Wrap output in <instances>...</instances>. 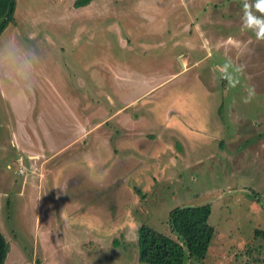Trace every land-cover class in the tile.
Instances as JSON below:
<instances>
[{
  "label": "rangeland",
  "instance_id": "374dc122",
  "mask_svg": "<svg viewBox=\"0 0 264 264\" xmlns=\"http://www.w3.org/2000/svg\"><path fill=\"white\" fill-rule=\"evenodd\" d=\"M19 1L24 11L0 32V66L26 56L39 63L30 95L0 88L3 264H145L138 227L174 237L177 205L215 230L205 258L185 264H264V41L239 21L255 0H207L210 49L188 71L175 58L183 45L169 44L177 22L189 20L182 7L169 14L172 29L155 35L164 45L129 46L173 0H146L144 21L133 0L88 9L80 6L91 0ZM128 8L135 16L120 18ZM167 75L152 90L139 84ZM173 90L186 101L161 110L154 94L173 99ZM158 110L171 118L180 110L175 128Z\"/></svg>",
  "mask_w": 264,
  "mask_h": 264
},
{
  "label": "crops",
  "instance_id": "0c3cea01",
  "mask_svg": "<svg viewBox=\"0 0 264 264\" xmlns=\"http://www.w3.org/2000/svg\"><path fill=\"white\" fill-rule=\"evenodd\" d=\"M145 1L146 0H139L136 3V1L133 0L134 4H136V5H134V7L137 8L136 10L140 11L141 19L143 21L145 20V18H144V15L146 13L145 10L149 7L147 4H145ZM107 2H111V0H107ZM202 3H203V1H202ZM92 4L96 5V6H100V5H102V2H100L99 0H91L85 6H80V8L88 9L89 7H91ZM188 4L189 3L187 0H173L172 4H171L172 8H170L168 10V14L165 15L163 13L164 12L163 11L159 14L160 17L156 22H150L149 21L143 26V28H144L143 33H146V37H141V35H140V36H138L137 41L135 43H133V45H129V44H127V42H125V40L121 36H119L120 39L122 40L121 45H123V46L129 45V46H134V47L139 46L142 49V51H145L146 49H148L150 47H154L156 45H164L165 43L163 42V40H160V41L155 40V38H156L155 35L158 33H165V31L169 32L170 26L172 29V22H171V25L169 23V20H170L169 14H173L174 12L179 11L180 7H182L186 10V13L189 14V20H184V21L179 20L177 22L178 25L175 27L177 32L174 33L175 35H173L172 33H169L170 34L169 35V40H170L169 44L172 46L171 47L172 52L174 51L172 49L179 48L181 45H183V47H184L183 50L175 51V53H178L175 55V58L177 56L179 57V61H181V65H183V67H187V71L190 70L191 68L194 69V67L200 65L203 62V59L207 57V51H209V49H210V39L207 40L208 23H207V16H206L207 14L206 13H207V8H210L211 5L207 4V0L204 1V3L202 5H197L196 3L192 2V1L189 5ZM190 5L198 6V8H196V9H202L203 13L201 15L199 14V16H194L195 13H193L192 10H190V8H189ZM22 6H23V1L16 0L15 10H14V13H15L14 16L15 17L18 14L21 15L22 11H24V7H22ZM132 7H133V4H132ZM150 7H153V4L152 5L150 4ZM124 10H125L124 13H122V11H121L122 15L121 16L119 15L120 18L121 17L125 18V15H127V16H129V18H131L132 16H135V13L137 12L135 10L132 11L130 8H128V11L126 9H124ZM195 11H197V10H195ZM176 17L179 18L177 15H176ZM209 18H211V21L214 20V18L212 20V17H209ZM239 21H242V20H239ZM215 23L216 22H213L212 24L215 25V27H216L217 23L216 24ZM114 25L116 27L117 33H121V30L119 29V25L117 23H114ZM215 29L218 33L221 32L220 30H218L219 29L218 27H216ZM129 31H131V30H129ZM130 33H132V32H130ZM181 33H194L195 36H192L190 38L188 36H184V37L181 36V38H180L179 35H181ZM203 55H206V57H203ZM171 76L172 75H169V76L167 75L165 77H161L158 79L145 76V77H142L140 79L141 82L139 84H145L146 86H148V88L151 87V90H152V89H155V87L167 85L168 83H166V82H167V80H169V78ZM148 88H146L145 90H147ZM157 92L154 94L155 95L154 100H159L158 97L161 99L160 100V101H162L161 110L165 107H169L170 102H172V104H173V109H176V108L179 109V102H181L183 100L186 101V99H187V93H183V92L182 93L180 92L181 93L180 94V93H177L176 91L173 90V94H172L173 99L171 97H169L170 95L169 96L168 95L167 96H158ZM143 93H144V91L141 94L134 96L132 98H139V96L143 95ZM132 98H129L128 100H133ZM179 112H180V110H178V114H179ZM206 112H207V109H206ZM194 113H197V114L204 116L203 115L204 112L202 110H199L198 108L194 109ZM171 114H172V112L170 110H167V113H165L163 111L159 112V110H158L155 117L157 119H159L158 120L159 122L164 121L166 129H168L167 126L175 128L176 124L174 122L179 121L177 119L178 114H176V116H173L172 118H171ZM166 116H168L170 118L168 120H166L168 118ZM187 116L190 117V114H188ZM179 117H181V116L179 115ZM140 118H142L141 120H144V121H146V119H147V117H145V116H141ZM180 123H182V122L180 121ZM177 127H180V126L177 125ZM178 129H181V128H178ZM178 129L174 130L173 132L179 131ZM179 139H180V137H179ZM162 140H163L162 138H160L159 140L157 139V142L162 141ZM165 145H167V143Z\"/></svg>",
  "mask_w": 264,
  "mask_h": 264
},
{
  "label": "trees",
  "instance_id": "16d2710c",
  "mask_svg": "<svg viewBox=\"0 0 264 264\" xmlns=\"http://www.w3.org/2000/svg\"><path fill=\"white\" fill-rule=\"evenodd\" d=\"M90 0H74L75 6ZM16 0H0V32L13 18ZM5 14L4 18L3 15ZM186 206H175L169 211V224L174 237L147 224L138 227V259L145 264H185L204 259L210 246L214 226ZM259 232V230H256ZM9 241L0 230V264L9 252Z\"/></svg>",
  "mask_w": 264,
  "mask_h": 264
},
{
  "label": "clouds",
  "instance_id": "9594fccd",
  "mask_svg": "<svg viewBox=\"0 0 264 264\" xmlns=\"http://www.w3.org/2000/svg\"><path fill=\"white\" fill-rule=\"evenodd\" d=\"M253 10L261 15H254ZM243 12V27L253 31L258 41H264V0H255L254 4L245 2ZM38 63V59L26 56L22 60H12L8 65L0 66V88L10 89L15 97L21 99L30 95L36 86Z\"/></svg>",
  "mask_w": 264,
  "mask_h": 264
},
{
  "label": "water",
  "instance_id": "95a60500",
  "mask_svg": "<svg viewBox=\"0 0 264 264\" xmlns=\"http://www.w3.org/2000/svg\"><path fill=\"white\" fill-rule=\"evenodd\" d=\"M5 14L3 15V18H4Z\"/></svg>",
  "mask_w": 264,
  "mask_h": 264
}]
</instances>
